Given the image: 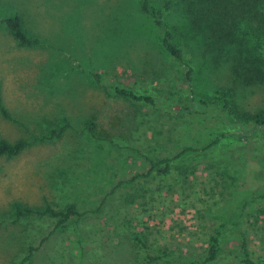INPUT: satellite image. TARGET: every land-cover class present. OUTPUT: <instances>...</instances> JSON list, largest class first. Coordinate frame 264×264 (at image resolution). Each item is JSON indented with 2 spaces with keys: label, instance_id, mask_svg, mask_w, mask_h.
Instances as JSON below:
<instances>
[{
  "label": "rangeland",
  "instance_id": "rangeland-1",
  "mask_svg": "<svg viewBox=\"0 0 264 264\" xmlns=\"http://www.w3.org/2000/svg\"><path fill=\"white\" fill-rule=\"evenodd\" d=\"M147 1L164 11L180 60L164 51L142 0H0L2 17L20 15L29 37L43 43L17 47L0 23V103L14 120L0 113L1 137L31 142L68 125L59 139L0 157V264H26L29 247L33 264H145L148 254L164 253L172 257L157 264H175L205 246L232 189L261 205L243 217L242 229L252 258L264 264V185L255 189L252 172L235 182L231 168L236 158L256 164L262 180L264 137L221 139L211 160L202 152L224 126L181 113L190 100L230 89L233 116H253L264 110V82L241 79L228 56L208 51L213 0ZM222 6L217 14L231 1ZM186 16H200L199 29ZM13 203L38 210L73 204L82 217L56 229L44 217L16 220Z\"/></svg>",
  "mask_w": 264,
  "mask_h": 264
},
{
  "label": "trees",
  "instance_id": "trees-1",
  "mask_svg": "<svg viewBox=\"0 0 264 264\" xmlns=\"http://www.w3.org/2000/svg\"><path fill=\"white\" fill-rule=\"evenodd\" d=\"M231 1V8H225V12L216 13V7ZM170 3V2H168ZM213 5H209V13L211 17L209 25L215 26L210 28V33L214 35V41L207 45L208 51L215 54L216 57L226 55L231 62L230 65L239 73L238 76L245 81L264 82V0H213ZM169 5V4H168ZM167 5V8H168ZM142 10L152 19L153 25L161 33V43L164 51L177 60L182 58L180 49L174 43V36L171 30L164 24V11L151 7L147 0H142ZM188 18V16H186ZM205 17V16H202ZM200 16H189L190 26L198 27L200 24ZM208 19L205 21V23ZM0 23L5 30L15 41L17 47L34 48L42 46L43 43L38 38H30L24 29L23 19L20 15L2 17L0 11ZM188 23V22H187ZM203 24L201 23V29ZM201 35V34H200ZM203 35V34H202ZM205 37V43H206ZM215 44V45H214ZM191 70L187 74L190 77ZM114 95L130 99L132 101H144L151 103V99L145 96H137L131 90L114 88ZM233 93L230 89H217L215 95L207 100H190L186 107L181 112L197 113L206 117L218 120L224 127L219 137L212 142V145L204 149L202 152L205 157L211 160H216L215 145L224 138H239L251 139L258 135L264 137V110L256 113L253 116H242L241 119L235 118L232 113L233 105L230 95ZM1 115L9 121H14L9 116L4 106L0 103ZM65 126L50 130L44 133L41 137H34L30 142L26 139H19L16 142L10 143L3 139L0 135V157L13 158L18 156L27 147L43 141H51L59 139L65 131ZM93 126L89 124L88 127ZM204 156V155H203ZM165 163H168L165 161ZM238 158L232 160L233 172L236 174L235 182L238 180L240 172H252L254 179L252 182L257 188L264 185V178H259L258 172H263L259 166L252 163L242 164ZM152 168L157 164L151 162ZM165 169L160 172L166 174L169 165L166 164ZM151 171V170H150ZM252 189L248 188L247 193ZM233 195L226 207L221 209L214 217H220L222 221L217 226H214L207 234L205 246L197 252H188L186 256H181L175 264H263L261 260H254L251 256L248 241L245 231L242 229L243 217L247 213H260L261 205L257 199L250 200L248 194L244 190L232 189ZM264 200V196L261 197ZM256 203V204H255ZM255 205V206H254ZM12 212L16 220L31 221L35 218L44 217L50 220H55L56 229H65L67 223L72 219H80L82 216L77 211L75 205H67L64 209L54 210L50 207H45L38 210L20 203H13ZM217 215V216H216ZM233 215H239L235 222L231 221ZM243 219V220H242ZM228 230V231H227ZM227 231V233H225ZM136 244L142 246V241L135 239ZM230 241H233L237 246L235 249L227 248ZM28 254L24 258L26 264L34 263V254L31 247L28 248ZM172 257V254L164 253L162 255H150L145 257V264H157Z\"/></svg>",
  "mask_w": 264,
  "mask_h": 264
}]
</instances>
